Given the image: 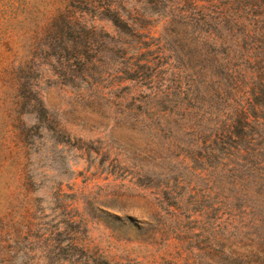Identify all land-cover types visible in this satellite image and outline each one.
Instances as JSON below:
<instances>
[{
	"label": "rangeland",
	"instance_id": "1",
	"mask_svg": "<svg viewBox=\"0 0 264 264\" xmlns=\"http://www.w3.org/2000/svg\"><path fill=\"white\" fill-rule=\"evenodd\" d=\"M190 7L0 0V243L11 264H264V202L221 206L205 78L176 82Z\"/></svg>",
	"mask_w": 264,
	"mask_h": 264
},
{
	"label": "trees",
	"instance_id": "2",
	"mask_svg": "<svg viewBox=\"0 0 264 264\" xmlns=\"http://www.w3.org/2000/svg\"><path fill=\"white\" fill-rule=\"evenodd\" d=\"M147 2L157 4L160 0ZM181 2L177 0L178 4ZM189 3L188 10L192 9L193 15L182 13L185 12L182 9L180 12L185 19L181 24L189 28L180 33V40L186 41L189 50L183 53V59L178 56L176 82L183 83V74L205 78L206 107H212L202 115V122L207 121L210 130L204 137L205 143L209 144L211 157L217 159L225 189L235 193L227 195L225 189L221 191V206H229L233 200L239 202L234 203L235 208L245 213L240 207L249 206L246 199L264 202V0H189ZM67 18L68 28L80 26L77 19ZM83 46V50L75 49L79 60L88 48L86 43ZM183 94L189 93L187 90L174 93L179 112L188 108ZM3 242L1 263L11 264L8 240ZM257 252L264 255L262 249ZM242 256L246 257L238 253L239 258Z\"/></svg>",
	"mask_w": 264,
	"mask_h": 264
}]
</instances>
